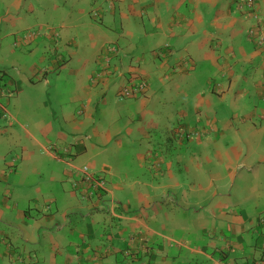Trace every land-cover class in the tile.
Instances as JSON below:
<instances>
[{
	"label": "crops",
	"instance_id": "0c3cea01",
	"mask_svg": "<svg viewBox=\"0 0 264 264\" xmlns=\"http://www.w3.org/2000/svg\"><path fill=\"white\" fill-rule=\"evenodd\" d=\"M235 1L0 0V264L253 263L264 0L260 45ZM82 165L106 181L89 199Z\"/></svg>",
	"mask_w": 264,
	"mask_h": 264
},
{
	"label": "built area",
	"instance_id": "2783aa9c",
	"mask_svg": "<svg viewBox=\"0 0 264 264\" xmlns=\"http://www.w3.org/2000/svg\"><path fill=\"white\" fill-rule=\"evenodd\" d=\"M236 7L238 9H242L245 14L249 15L253 18L254 24L253 26L248 30L249 36H253L256 31L259 30L257 45L262 44V37L260 34V29L263 25V19L259 13L258 8V0H236L235 1ZM39 31H27L24 35L25 38H29L31 36L37 35ZM107 53L103 57L104 63L99 67L97 71L93 73V75L90 77L91 82L96 83L99 81H102L103 78L109 76L112 74V70L110 68L112 56L116 55L118 53V46L114 43H111L107 45ZM147 81L144 79H141L134 83H126L124 85H121L117 90V97L119 99L124 98H131L142 95L146 88H147ZM1 95H5V92L3 88H1ZM6 106H4V103H2L0 98V113L2 115H5L6 113ZM180 136L183 137V139H188L191 136L198 135V132L190 131L187 129L180 130ZM50 150L56 152L57 148L54 146L50 147ZM64 154V149H62ZM59 154L58 158L60 160H64L63 155ZM66 162H70V153H68V159ZM76 173L79 174V180L85 185V192L83 193V198L89 199L91 196H94L95 193H99L101 191L106 190V181L103 177L98 176L95 172L91 171L86 165H82L80 167L75 168ZM49 208V205L46 206ZM259 223L264 224V215H262L259 220ZM257 251L259 252L258 256L253 260L252 264H264V238L261 239L257 243ZM229 248L228 246L222 249V252ZM256 249V248H255ZM227 250V249H226ZM224 251V254L226 252Z\"/></svg>",
	"mask_w": 264,
	"mask_h": 264
},
{
	"label": "rangeland",
	"instance_id": "374dc122",
	"mask_svg": "<svg viewBox=\"0 0 264 264\" xmlns=\"http://www.w3.org/2000/svg\"><path fill=\"white\" fill-rule=\"evenodd\" d=\"M35 31H37V30H35ZM106 53H107V51H106ZM106 53H105V55H106ZM105 55H104V56H105ZM104 56H103V57H104ZM1 75H2V74H1ZM2 76H3V75H2ZM5 83H6V82H4V80H1V79H0V93L2 92V91H1L2 85L5 84ZM3 88H6V87L3 86ZM0 98H1V100H2L3 102H5V101H4V99H5V96H4V95H1V94H0ZM3 102H2V103H3ZM4 106L7 107V104L5 103ZM198 134H199V133H198ZM193 137H198V135H195V136H193ZM98 176H99V175H98ZM82 196H83V195H82ZM51 203H52V202H48L46 205H44V207H45L46 209H50V208H51ZM47 205H49V208L46 207Z\"/></svg>",
	"mask_w": 264,
	"mask_h": 264
},
{
	"label": "trees",
	"instance_id": "16d2710c",
	"mask_svg": "<svg viewBox=\"0 0 264 264\" xmlns=\"http://www.w3.org/2000/svg\"><path fill=\"white\" fill-rule=\"evenodd\" d=\"M3 76L0 74V79L2 78Z\"/></svg>",
	"mask_w": 264,
	"mask_h": 264
},
{
	"label": "clouds",
	"instance_id": "9594fccd",
	"mask_svg": "<svg viewBox=\"0 0 264 264\" xmlns=\"http://www.w3.org/2000/svg\"><path fill=\"white\" fill-rule=\"evenodd\" d=\"M148 83V82H147Z\"/></svg>",
	"mask_w": 264,
	"mask_h": 264
}]
</instances>
